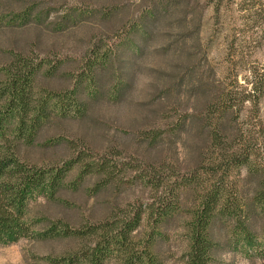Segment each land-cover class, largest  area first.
Listing matches in <instances>:
<instances>
[{
  "label": "trees",
  "instance_id": "trees-1",
  "mask_svg": "<svg viewBox=\"0 0 264 264\" xmlns=\"http://www.w3.org/2000/svg\"><path fill=\"white\" fill-rule=\"evenodd\" d=\"M184 2H158L126 21L123 6H106L104 18L118 21L111 29L115 41L109 45L104 34L97 36L72 87L41 83V73L48 77L59 68L51 58L14 49L0 61V245L23 237L63 243L60 250L31 255L26 264H168L163 246L174 236L176 219L181 264H220L230 242L260 246L264 70L234 62L229 51L220 76L210 64L200 70L208 56L190 47L201 39L204 11L187 5L184 12ZM207 3L217 21L230 10L228 0ZM12 15L11 21L25 24L42 21L43 11L32 3ZM167 19L178 30L170 37L175 52L160 78L159 107L134 135L116 133L120 140L113 143L94 108L125 92L122 73L129 74L136 56H123L126 37L139 49L137 36L152 35ZM189 35L195 40L188 47ZM110 68L113 77L119 72L116 82L105 81ZM54 126L59 130L42 141V131ZM131 140L136 151L125 145ZM38 147L42 154L34 158L31 150ZM134 186L143 191L126 195ZM79 194L94 199L88 209L76 201ZM36 195L43 196L42 209L30 216Z\"/></svg>",
  "mask_w": 264,
  "mask_h": 264
},
{
  "label": "rangeland",
  "instance_id": "rangeland-1",
  "mask_svg": "<svg viewBox=\"0 0 264 264\" xmlns=\"http://www.w3.org/2000/svg\"><path fill=\"white\" fill-rule=\"evenodd\" d=\"M162 1L165 0H0V61L7 52L14 49L51 58L53 62L60 64L59 68L48 77L41 73V83L53 89L72 87L87 49L93 42H99L97 36L104 34V40H109V45L115 41L111 29L118 21L115 19L113 23L109 17L104 18L106 6H123L122 17L126 21L139 15L143 9ZM184 1V12L188 10L185 7L187 5L197 12L204 11L201 39L194 47H190L197 54L203 51L208 56L207 60L201 61L200 70L203 71L210 64L217 71L216 77L223 74L228 66V51L234 62L241 61L247 68L264 70V0H228L225 6L230 10L223 12L218 21L213 18L214 11L212 7H208L207 0ZM32 3H35L37 10L43 11L42 21H26L25 24H22V20L11 21L13 12L23 10ZM178 13L174 12L175 15ZM192 14L195 15L191 12L187 20ZM177 30L169 19L161 20L154 27L152 35L140 33L137 36L139 49L135 41L131 42L127 37L124 40L121 51L123 56L136 54L130 62L129 74L122 73L128 82L125 92L116 99L112 97L113 94L109 95L113 101L105 100L94 108V114L100 119L102 130L108 131L107 137L111 142L120 140L116 133L130 138L134 135V130L152 116V110L159 107L161 101L157 95L161 90L160 78L170 71L171 55L175 52V47H170V37ZM189 36L188 47L195 40V35ZM30 46L33 48L31 51ZM106 70L105 81L116 82L119 72L115 69L113 77V69ZM245 73L242 70L240 81H243ZM262 117L264 119V100ZM65 127H71L69 130L73 132L78 129L77 124ZM56 129L59 130V127L42 131L40 139L43 141L48 138ZM131 142L134 140L125 145L131 151H136V142ZM30 154L34 158L38 157L42 154L41 147L32 149ZM141 191V186H134L129 187L125 193L134 197ZM76 199L82 203L83 209H88L94 200H87L81 194ZM43 201L41 195H36L29 201L30 216L40 212ZM179 222L180 219L172 221L170 229L174 236L170 243L163 246V249L170 252L168 264H181L179 249L181 250L182 242L176 237V231L181 226ZM259 242L260 246L255 248L235 247L237 242H230L221 251L220 264H264V237L261 236ZM62 247L63 243L51 239L23 237L16 242L0 245V264H26L33 254L43 255Z\"/></svg>",
  "mask_w": 264,
  "mask_h": 264
}]
</instances>
